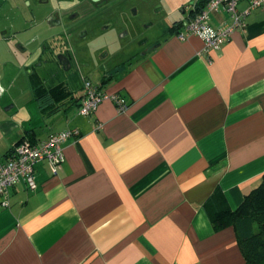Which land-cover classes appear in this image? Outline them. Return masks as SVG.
Returning a JSON list of instances; mask_svg holds the SVG:
<instances>
[{"label":"crops","instance_id":"1","mask_svg":"<svg viewBox=\"0 0 264 264\" xmlns=\"http://www.w3.org/2000/svg\"><path fill=\"white\" fill-rule=\"evenodd\" d=\"M14 1L0 0V43L21 54V64L26 54L39 55L56 28L47 23V9L33 13L31 25L17 12L39 0ZM206 1L179 0L176 7L187 14L174 20L179 30L166 31L160 45L109 80L93 74L94 83L127 99L124 112L105 100L94 114H79L83 85L70 88L71 76L60 75L71 95L43 113L31 80L36 71L22 89L25 97L19 92L6 102L2 81L11 66L0 50V159L21 139L80 130L63 144L56 174L40 161L35 190L21 181L0 195V264H249L236 225L215 228L205 203L220 190L235 210L263 179L264 6L247 15L245 31L203 53V41L188 34L185 21ZM238 7L244 10L247 0ZM11 9L19 25H4ZM211 17L219 27L228 15ZM18 36L24 43L15 50ZM45 70L40 66L38 74Z\"/></svg>","mask_w":264,"mask_h":264},{"label":"flooded vegetation","instance_id":"2","mask_svg":"<svg viewBox=\"0 0 264 264\" xmlns=\"http://www.w3.org/2000/svg\"><path fill=\"white\" fill-rule=\"evenodd\" d=\"M128 1L46 0L50 13L47 23L56 30L51 34L48 46L45 45L34 59L35 63L39 62L36 73L40 66L53 64L58 66V72L51 76L52 79L57 78V74L66 78L98 74L101 80L107 81L118 68L129 65L160 45L166 31L179 27V23L172 21L166 26L161 23V27L148 32L146 22L137 23L133 44H118L122 34L118 27ZM166 1L176 6L177 0ZM133 12L136 13V9ZM46 52L49 58L44 64L41 59Z\"/></svg>","mask_w":264,"mask_h":264},{"label":"built area","instance_id":"3","mask_svg":"<svg viewBox=\"0 0 264 264\" xmlns=\"http://www.w3.org/2000/svg\"><path fill=\"white\" fill-rule=\"evenodd\" d=\"M241 0H207L201 10L191 12L185 21L188 34L199 37L203 43V53L210 50H219L227 43L232 35L239 30L245 31L247 15L264 6V0H247V7L239 10ZM213 12L226 13L227 19L219 26L210 24ZM181 39L186 34L179 31ZM111 100L120 112L129 107L127 99L119 92H109L101 84L85 79L83 84V95L79 114L90 116L95 113L99 105ZM103 125L99 123L97 128ZM80 136L78 128H68L62 132L50 135L47 139L32 142L25 139L18 143L6 159H0V195L7 196L10 188L23 181L30 190L37 188L35 178V166L43 160H47L56 174L65 160L63 144L69 138ZM8 204V200L4 202Z\"/></svg>","mask_w":264,"mask_h":264},{"label":"rangeland","instance_id":"4","mask_svg":"<svg viewBox=\"0 0 264 264\" xmlns=\"http://www.w3.org/2000/svg\"><path fill=\"white\" fill-rule=\"evenodd\" d=\"M7 1H9V4H8L9 6L15 4L14 0H7ZM39 1L40 2L37 4L35 3L32 4L31 7H25L24 5H21L20 7H17V9L19 8L18 11L17 9H11L15 12L14 16L12 19L5 17L4 25L10 26V23H12L11 21L13 20H15L16 25H19L20 16L17 15L18 13L25 15V17L28 16V18L31 15V19H28L27 17L26 18L23 17V21L26 20V24L28 25L33 24L34 23V20L32 18L33 13L36 14L39 11H44V9L48 10V7H46L47 6V3L45 2L46 0H39ZM177 3L179 4V0H177L176 4ZM25 4L29 5L27 1L25 2ZM35 6H37V8H35ZM176 6H173L166 0H129L126 5V11L123 14L124 15L123 21L120 23L118 27V30H122L121 40L118 41V44H122V45L133 44V42L135 41L134 33H135L137 23L146 22L149 25L147 29L148 32H153L155 29H157L158 26L161 27V23L163 24V26H166L168 22H172L178 18H180V20L185 19L187 17V14L181 12L180 9H178V7ZM134 9H136L137 11L136 13L133 12ZM9 10L10 9L4 10V11L7 12ZM5 12L4 13L2 12V16H5L6 14ZM118 16L121 17L119 13H118ZM23 21H20L21 26H25L23 25L24 23ZM183 27L184 26H182L181 28ZM143 30H146V28L143 27ZM29 36L31 37V39L33 38L31 34H29ZM25 37L27 38L28 35ZM16 38L17 39H13V41H11L12 48H15V50L16 48L21 49L20 44L24 42L20 40L21 38H19V36ZM23 40H27V39L23 38ZM25 44L27 43L25 42ZM46 45L48 46V43H46ZM0 50L4 54L3 55L4 62L6 63L10 62L8 64L11 66V70L9 74L10 76L2 81V83L7 85L6 88L9 89L6 93V100H7L6 102H8V100L11 99L10 98L11 96L18 95L19 92L20 93L22 92V89L24 88V86L28 85L29 75H31V73H33L36 70L39 62L38 64L35 63V60L31 59L29 54H26L25 57H23V59L26 57L28 59L25 61V63L20 64L18 57L22 55L19 54L18 56L17 53H10L9 44L8 43L5 44V42L0 43ZM29 52H31L30 49H29ZM47 58L49 57H48V53L46 52L42 56L41 61L44 62L45 64V61L47 60ZM17 61L18 63H16ZM45 67H46L45 71L49 74V77H47V79L49 78L48 83L53 84V86L57 83L59 84L58 79H57L59 77V74H57V78H53V79L51 78V76H53L55 73L58 72V66L53 65V64H48V65H45ZM48 74H43V76L46 77ZM70 76H71L70 79L67 80L66 82V86H69L70 88L72 86L77 88L79 85L82 87V85L84 84L83 78L85 77L89 78L91 81L95 80V75L93 74H89L83 78H80V76L78 77H74L72 75ZM25 94H26L25 91H23L22 92L23 97H25ZM7 106H10V105H7Z\"/></svg>","mask_w":264,"mask_h":264},{"label":"trees","instance_id":"5","mask_svg":"<svg viewBox=\"0 0 264 264\" xmlns=\"http://www.w3.org/2000/svg\"><path fill=\"white\" fill-rule=\"evenodd\" d=\"M201 9L198 8L192 12ZM31 80L35 98L43 113H51L57 110V103L71 95L70 92L66 91L63 82L49 86L45 79L36 72L31 75ZM23 140L21 139V141ZM205 208L215 228L221 229L230 224L236 225L238 242L247 263L264 262V175L260 185L245 196L244 201L237 209L232 210L227 207L226 198L220 190H216L207 199Z\"/></svg>","mask_w":264,"mask_h":264},{"label":"water","instance_id":"6","mask_svg":"<svg viewBox=\"0 0 264 264\" xmlns=\"http://www.w3.org/2000/svg\"><path fill=\"white\" fill-rule=\"evenodd\" d=\"M158 46V45H157ZM157 46H155V47H157ZM67 69H69V68H67Z\"/></svg>","mask_w":264,"mask_h":264}]
</instances>
